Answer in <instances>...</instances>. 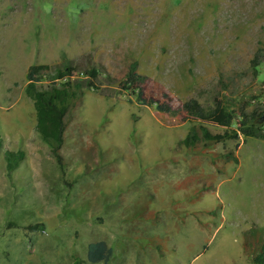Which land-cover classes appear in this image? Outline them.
<instances>
[{"label": "rangeland", "instance_id": "obj_1", "mask_svg": "<svg viewBox=\"0 0 264 264\" xmlns=\"http://www.w3.org/2000/svg\"><path fill=\"white\" fill-rule=\"evenodd\" d=\"M134 61L176 106L263 102L264 0H0V264H257L264 139L183 145L198 121L119 91ZM33 64L100 71L66 117L62 164L36 129ZM6 149L26 151L11 176ZM100 240L112 254L92 263Z\"/></svg>", "mask_w": 264, "mask_h": 264}, {"label": "trees", "instance_id": "obj_2", "mask_svg": "<svg viewBox=\"0 0 264 264\" xmlns=\"http://www.w3.org/2000/svg\"><path fill=\"white\" fill-rule=\"evenodd\" d=\"M253 68L258 73L261 63V55L258 53L253 59ZM138 62L130 64L126 74L118 81L119 91L135 96L140 104L155 106L158 111L180 115L183 121H198L199 125L191 128L181 143L187 147H195L201 141L224 142L228 139L256 137L264 139V100L263 102H244L238 109L225 99H215L210 105H205L197 98H190L176 106L169 89L162 83L148 75L141 74L138 70ZM76 68L69 65L68 68L50 64H33L27 72V94L34 100L37 124L36 129L43 141L48 143L53 155L62 164L63 156L61 148L65 142L67 127L66 117L72 104L83 94V87L95 88L99 80L100 71L93 66L86 69L88 78H74ZM47 78L51 84L42 88L39 83ZM264 81V80H263ZM206 123L225 127L223 132H213ZM5 160L8 174L21 165L26 158L25 150H5ZM232 153L227 156L231 157ZM238 161L237 156H233ZM45 224L36 223L29 226L31 230H39ZM112 254L105 240L92 242L88 247V260L92 263L107 261ZM257 264H264V244L261 251L254 255ZM82 261L76 259V264Z\"/></svg>", "mask_w": 264, "mask_h": 264}]
</instances>
